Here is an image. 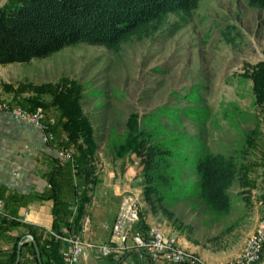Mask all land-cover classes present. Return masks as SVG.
Masks as SVG:
<instances>
[{
    "label": "rangeland",
    "instance_id": "rangeland-1",
    "mask_svg": "<svg viewBox=\"0 0 264 264\" xmlns=\"http://www.w3.org/2000/svg\"><path fill=\"white\" fill-rule=\"evenodd\" d=\"M7 2L0 0V7ZM169 23L176 25L150 39L125 44L117 54L100 46L79 44L48 58L0 65V104L27 107L37 101L40 106L36 109H42L54 129L60 114L51 105V95L37 89L47 84L57 85L62 77L80 82L85 88L84 112L94 126L98 153L102 154L101 159L110 162L117 161L109 154L110 139L124 135L128 117L139 113L144 128L159 136L172 150L175 166L169 174H175L178 179L176 188L162 204L145 200L143 175H138L134 190L122 193L121 200L124 194H132L139 206V220L133 232L148 239L150 231L161 232L189 252L197 264H206L179 241L188 240L192 244V233L199 223L194 213L196 208H192L198 203L194 194L199 186L194 170L195 152L240 149L250 143L253 148L245 157V177L250 185L259 188L264 185V104L256 103L253 82L244 77L250 67L264 62V9L251 8L247 0H203L185 20L170 16ZM225 34L232 40L227 41ZM71 148L74 158L75 150ZM69 161L79 175L76 160ZM95 161L87 167L89 172H83L88 181L82 177L78 181L79 203L91 205L101 198L100 183L93 172L100 161ZM258 198L257 204L261 202L262 208L257 225L258 209L254 206L238 222L245 242L235 260L245 255L264 222V191ZM5 214L4 202V214L0 216ZM91 215L85 218L90 217L91 221ZM84 220L78 233L53 230L47 233L65 243L67 249L70 244L52 233L68 238L77 235L93 245L109 243L110 240L93 243L83 238L91 229L90 224L88 231L83 230ZM126 243L128 247L116 259L134 251L141 261L175 264L154 262L145 254L140 257L143 249L131 241ZM65 250L61 252L62 260Z\"/></svg>",
    "mask_w": 264,
    "mask_h": 264
},
{
    "label": "trees",
    "instance_id": "trees-1",
    "mask_svg": "<svg viewBox=\"0 0 264 264\" xmlns=\"http://www.w3.org/2000/svg\"><path fill=\"white\" fill-rule=\"evenodd\" d=\"M201 1L8 0L0 7V65L48 58L79 44L100 46L117 54L125 44L150 39L176 25L169 23L170 16L185 20ZM247 3L251 8L264 9V0H247ZM225 36L227 41L232 40L227 34ZM244 77L253 82L256 103L264 104V62L250 67ZM37 90L51 95V105L60 114L56 126L66 134L67 145L74 148L78 166L83 171L88 170L98 153V144L94 126L84 112V86L62 77L57 85L47 84ZM35 102L22 107L35 110L40 106ZM126 126L124 135L110 139L109 154L114 159L135 154L143 166L145 200L150 204L155 201L162 204L176 188L178 178L169 174L175 166L174 154L159 136L144 128L139 113H132ZM195 155L194 170L199 178L198 191L194 194L198 202L195 207L215 220L222 219L231 212L230 189L241 176L242 167L233 155L213 153L209 149L196 151ZM83 204L79 206L80 212ZM79 220L78 216L69 223L66 233H78ZM143 228L147 229L145 225ZM52 230L63 233L57 222ZM45 233L47 237L43 239L30 230L41 259L39 262L35 248L30 244L28 252L33 264H54L55 261L63 264L59 254L60 242ZM20 240L14 243L5 264L16 262ZM19 264H23L22 261Z\"/></svg>",
    "mask_w": 264,
    "mask_h": 264
},
{
    "label": "crops",
    "instance_id": "crops-1",
    "mask_svg": "<svg viewBox=\"0 0 264 264\" xmlns=\"http://www.w3.org/2000/svg\"><path fill=\"white\" fill-rule=\"evenodd\" d=\"M54 131L55 140L46 143L43 140L44 133L39 128L0 112V198L5 202L6 213L0 216V264H5L18 239H21L19 245L22 246L20 261L23 264H33L28 248L30 244L34 246L35 239L30 235V230L44 239L45 232L52 230L57 222L60 232L65 234L67 225L78 216L80 231L84 218L92 214L91 229L83 238L93 243H107L122 193L134 190L138 175H142L140 159L135 155L110 162L101 159L102 154L98 153L95 162L100 163L96 164L93 172H96L95 179L100 183L101 198L91 205L83 204V211L80 212L79 206L82 202L79 203L81 197L79 189L77 190L78 181L80 177L85 182L88 181L83 172L89 171L80 168L78 175L73 162L59 156L62 149L70 150L71 154L74 151L72 146L67 145L63 130L56 126ZM250 145L246 143L245 148L232 147L221 151L211 149L213 153L235 156L242 167V173L230 189L232 209L226 216L230 217V221L226 218L215 220L204 210L192 206L193 209L196 208L194 213L199 221L198 228L195 227L192 233V244L188 240L179 241L206 264H227L241 254L245 238L244 235L240 236L244 231L239 229L238 222L246 213L250 214L246 210L253 209V206L258 209L256 225L258 223L259 209L262 208L261 202L259 206L257 204L258 196L263 195L264 190L263 186L259 188L247 183L245 177L246 169L243 167L247 153L250 154V148H253ZM73 159L76 160V157ZM104 224L107 228L103 227ZM65 249L67 245L63 243L60 245L59 254ZM116 258H102L92 249L87 251L79 264H152L139 260L134 251L127 253L123 258ZM258 264H264V251Z\"/></svg>",
    "mask_w": 264,
    "mask_h": 264
},
{
    "label": "built area",
    "instance_id": "built-area-1",
    "mask_svg": "<svg viewBox=\"0 0 264 264\" xmlns=\"http://www.w3.org/2000/svg\"><path fill=\"white\" fill-rule=\"evenodd\" d=\"M0 111L9 114L13 119L21 121L27 125H31L39 128L43 133V140L46 143H50L55 140L56 134L53 129L51 121H47L45 114L41 108L35 110H29L22 106H10L8 104H0ZM59 156L72 160L73 156L71 152L64 149L59 151ZM74 160V159H73ZM264 188V185H263ZM139 206L136 205V197L132 194H124L119 206V210L114 224L111 228V237L108 244L93 245L87 243L81 237H62L55 233H52L58 239H62L70 244V247L63 252L64 264H77L78 261L83 258L87 250H97L102 257H116L118 253L123 252L128 246V241H131L135 245L141 247L143 250L140 257L147 256L154 262L162 263H175L183 264L189 262V264L198 263L189 257V252L184 250H178L172 245V237L157 236L150 231V237L145 238L138 233L134 234L133 227L138 221ZM4 214V200L0 198V215ZM91 221L87 217L85 218L84 231H88ZM107 227L106 224L103 225ZM264 247V225L258 230V237L251 246H247L246 255L239 257L235 262L230 264H256L262 255ZM145 254V255H144Z\"/></svg>",
    "mask_w": 264,
    "mask_h": 264
},
{
    "label": "bare ground",
    "instance_id": "bare-ground-1",
    "mask_svg": "<svg viewBox=\"0 0 264 264\" xmlns=\"http://www.w3.org/2000/svg\"><path fill=\"white\" fill-rule=\"evenodd\" d=\"M136 204H137V203H136ZM138 220H139V215H138ZM263 225H264V222L261 224L260 228L263 227ZM154 234H156L157 236H164V234L161 233V232H154ZM257 237H258V233H257ZM257 237L254 238V239H251L249 246H251L252 243L255 242V240L257 239ZM172 245H173L174 247H176L178 250H183V249H181L178 245H176V244H174V243H172ZM246 250H247V248H246ZM246 250H245V255H246ZM77 264H79V261L77 262Z\"/></svg>",
    "mask_w": 264,
    "mask_h": 264
},
{
    "label": "water",
    "instance_id": "water-1",
    "mask_svg": "<svg viewBox=\"0 0 264 264\" xmlns=\"http://www.w3.org/2000/svg\"><path fill=\"white\" fill-rule=\"evenodd\" d=\"M31 239L33 240V238L31 237ZM33 244L35 246V250H36V253H37V256H38V259L40 260V253H39V249L36 245V242L33 240ZM21 245H19V251H18V255H17V259H16V262L14 264H19V261H20V254H21Z\"/></svg>",
    "mask_w": 264,
    "mask_h": 264
}]
</instances>
